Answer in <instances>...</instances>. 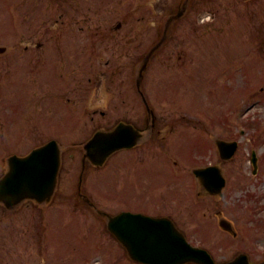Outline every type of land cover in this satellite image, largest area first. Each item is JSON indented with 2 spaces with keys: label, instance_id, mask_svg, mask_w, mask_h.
Segmentation results:
<instances>
[{
  "label": "rangeland",
  "instance_id": "1",
  "mask_svg": "<svg viewBox=\"0 0 264 264\" xmlns=\"http://www.w3.org/2000/svg\"><path fill=\"white\" fill-rule=\"evenodd\" d=\"M99 1L97 0L93 6L96 11L94 22L96 25L105 24L106 27L102 25L101 30H96V56L92 63L94 73L88 74L84 68L78 69V73H75L74 64L64 72L63 100L67 104H72L67 100L70 98L69 100L81 108L78 116L81 120L85 108L93 107L90 113L95 110V114L94 121L87 118V123L84 124L83 121L76 120L74 115L77 112H73L75 108L62 107L65 127L61 144L68 157L63 167L62 183H70L72 184L71 187L77 183L81 166L80 142L90 136L95 128L106 123H103V119L100 118V111L104 110L105 107L112 109L114 107L111 106L121 101L120 89L127 90L126 101L134 104L132 112H136V105L139 104L140 98L135 83L141 66L140 62L144 53L153 48L154 44L158 42L157 40L164 36V29H167V34L164 36L167 37V41L164 47L149 60L141 83L142 91L151 105H155L156 113L163 118L189 119L192 127L199 125L200 123H197L199 121H209L208 133L217 134L218 137L236 134V129L246 130L244 135H236V139L240 142L237 151V167L240 170H236L235 174L237 188L231 191V202L235 206H240V209H234L232 206H221L220 208L227 212L230 218L238 219L240 226L236 225L239 231L247 228L245 227L246 223L252 219L253 225L258 231L257 238L260 239L262 247H264V227H262L264 226V213L261 214L257 209L264 203V0H192L188 5L189 9L186 15L176 23L171 34L166 21L168 14L156 13L155 0H109V4H106V0L104 4H99ZM178 1L169 0L168 3L171 2L172 8ZM59 2L60 0L54 2L0 0V8L5 10L3 15L0 13V44H9L2 34H13L7 30L11 24L16 26L19 23L17 33L23 32L25 38V28L27 27L24 25L25 23H52L58 19V22L66 26L87 27L90 21L85 20L84 12L75 9L68 1L66 2L69 7L62 6L60 10ZM160 5L165 8L170 6L163 1L160 2ZM30 8L32 9L29 10ZM25 10L29 11L24 13ZM73 11L77 13L74 14ZM130 13L134 14L130 15ZM210 13H214V22L206 20V18H211ZM229 19L231 21L230 27L227 30H218V27L223 26ZM78 22L80 24H77ZM117 22H121L122 28L114 29ZM232 29H242L241 36L249 37L252 44L247 45L240 36L231 46L230 53L226 42L221 41L219 36L229 35ZM255 29H261L262 34L256 35ZM195 30L197 32H194ZM204 32L210 36L213 34L216 39L206 40L207 37ZM88 33L89 31H87ZM69 37L76 39L75 45H77V49H80L82 32L75 28L71 30ZM75 45H73L74 49ZM182 49L185 50L186 57L179 59L175 52L178 53ZM219 53L222 54L223 58L217 56ZM65 54H72L69 52V47L66 48ZM8 58L9 54L0 56V81L4 86L0 99L7 103L12 101L7 97V88L21 98L26 93L23 84L17 81L8 83L10 78L5 76ZM226 62H229L230 65L227 66ZM101 73H104L106 78L102 79L101 87L96 91L99 83L96 76ZM88 76H91L90 84H86ZM225 85L230 89L227 90ZM78 102L80 104L85 103L80 106ZM119 110V107L114 108V111ZM143 112L145 113L144 108ZM36 114L37 111L32 109V116ZM217 115H221L218 119H224L223 122L220 121L221 124L216 122ZM67 116L68 118L71 116L72 121L68 119L66 122ZM33 118L31 119L33 129L31 143L21 141L19 145L15 146V150L13 147L6 149L8 152L26 154L39 144L35 140L38 135L34 130ZM6 140L12 141V138L7 135ZM193 141L194 139L190 141L191 146ZM0 145H3L2 141H0ZM253 149L260 156V171L257 177L252 176L249 163L250 153ZM3 150L4 148H0V170L6 158L3 157ZM160 151L157 149L154 155L149 153L145 156V161H151L153 156L158 160ZM147 170H139L141 179L138 187L131 184L127 175L122 178L117 176L112 181L115 187H108L118 189L122 183V188L129 189L125 191L128 195L135 192L140 200L146 197L151 200L156 199L154 196L158 193L159 188H162L161 183L164 179L159 176L157 165L148 166ZM102 171H99L101 177ZM99 189L96 193V199L102 208H105L109 201L105 198V190L108 189L105 184L104 188ZM61 192L62 190L57 195L58 199L50 207V211L57 209L58 214L51 219L47 217L49 222L47 247L53 253L58 252V256L62 255L64 251L61 247L63 240L68 247L79 242L78 237L75 236L77 234L76 229L65 224L66 217L58 209L64 208L57 205L58 201L74 197V192L69 197ZM251 194L255 196L254 201ZM190 195L192 197H189V191H183L180 193V197L178 194L175 195V203L182 199L181 206H175L177 213L184 215V218L191 212L189 209H185V200L187 203L188 199L196 201L192 191ZM223 202L221 201V203ZM253 206L255 208L253 210L254 216L243 221L249 214V208ZM64 210L69 215V221L74 217V220L84 227L83 234L91 233L97 240H104L105 238L115 244L105 233L102 223L94 220L89 228L84 217L73 214L67 209ZM203 211H205L204 208L196 211L192 224L179 225L191 243L203 245V247L207 246L205 248L210 251L212 249L217 259L222 256L228 257L235 253L236 249L241 248L235 244L227 249H216V238L222 235L215 233L214 230V234L210 238L204 239L202 237L204 231L201 215ZM44 212L32 208V205H23L17 211L10 213L0 208V264L34 262L32 253L33 250L34 252L39 251V247H41L40 238L44 237L41 240L43 244H47V238L43 232V223H39L41 219L39 216ZM254 241L258 242L257 239ZM79 252L85 253L87 257H96L106 253V250L96 252L93 249L80 247ZM47 257L55 258L53 254L47 255ZM63 257H68V254ZM63 257L58 258L57 261L61 262ZM79 258L83 259L84 256L79 255ZM97 260L98 258L93 261L86 258L81 263L74 260L73 264H87L88 262L98 264ZM66 264L71 263L66 262Z\"/></svg>",
  "mask_w": 264,
  "mask_h": 264
},
{
  "label": "water",
  "instance_id": "2",
  "mask_svg": "<svg viewBox=\"0 0 264 264\" xmlns=\"http://www.w3.org/2000/svg\"><path fill=\"white\" fill-rule=\"evenodd\" d=\"M111 140L112 136L103 135V133L96 134L87 146V156L92 161L100 163L112 151L123 146L119 143L111 142ZM39 163L45 166L49 175L38 186L44 175L39 178L35 185L30 181L39 176ZM57 170L58 159L56 153L53 152L51 144L32 152L26 159L18 160L12 158L9 173L0 181V201L4 202L8 207L26 197L40 199L49 188L50 183L52 187L55 182ZM144 220L149 221V219L145 218ZM154 224H157V222ZM150 231L152 233L142 239L143 252L149 251V253L138 254V259L154 264H179L182 261L214 264L203 252H191L177 233H171L168 239V237L156 235L153 229ZM195 256H198V258L196 259ZM201 256L204 261L199 259Z\"/></svg>",
  "mask_w": 264,
  "mask_h": 264
},
{
  "label": "flooded vegetation",
  "instance_id": "3",
  "mask_svg": "<svg viewBox=\"0 0 264 264\" xmlns=\"http://www.w3.org/2000/svg\"><path fill=\"white\" fill-rule=\"evenodd\" d=\"M61 37L62 30L54 33L51 38L45 37L39 42L36 41L31 44V46L35 45L33 48L26 45L25 51L27 53L23 57L12 55L9 66L15 70L14 73H17L15 76H21V73L24 76L32 75L33 69L40 73L44 67L46 74L57 78L62 73L60 63L62 61L63 40Z\"/></svg>",
  "mask_w": 264,
  "mask_h": 264
}]
</instances>
